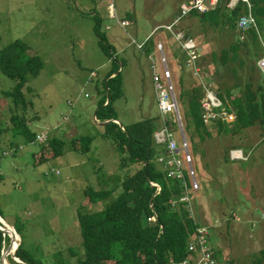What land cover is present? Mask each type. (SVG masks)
<instances>
[{"label":"rangeland","instance_id":"374dc122","mask_svg":"<svg viewBox=\"0 0 264 264\" xmlns=\"http://www.w3.org/2000/svg\"><path fill=\"white\" fill-rule=\"evenodd\" d=\"M186 1L189 0H0V47L19 39L38 53L44 63L40 73L29 78L30 91L26 92L33 106L28 116L34 117L29 126L37 134L36 141L25 143L23 138L15 137L23 149L16 154L6 149L0 159L3 174L0 214L5 219L0 217L10 225L8 231H2L15 239L10 251L19 236L15 238L11 234L15 226L28 248L41 247L36 255L47 263L49 259L56 264L59 251L67 255L68 246H75L82 253L78 208L100 210L119 190H112L111 195L91 204L85 195L86 188L111 189L118 178L135 170L134 164H121L112 139L104 134L103 122L95 120L96 99L101 97L104 78L110 70L120 71L123 79V96L113 104L121 128L122 124L127 126L157 117L159 124L157 121L153 135L168 139L164 133L166 127L159 120L156 96L159 88L153 79L157 73L163 82L162 68L172 70L174 60L182 59V54L174 36L158 26L172 21L179 13V6ZM121 20H128L130 24L120 26L117 21ZM96 21L100 30L97 33ZM179 29L190 31L183 32L196 39L193 48L197 50V57H189V61L182 59L179 70L175 74L172 70L173 96L182 125L177 124L178 129L169 121L167 125L178 143L186 140L188 149L180 145L179 157L190 153L196 179L190 180L185 171L183 175L172 174V168L158 160L167 149L157 157V163L168 176L178 177L180 184H186L185 188L181 186L182 193L176 195L177 200L181 199L177 201L178 206L184 207L188 216L196 217L193 218L195 226L204 229L206 236L211 235L207 240L213 247L212 252L227 261L220 258L219 264H250L256 258H262L264 264L261 255L264 252V131L259 120L236 129L234 115L225 112L210 121L203 118L205 126L196 129L190 120L189 104V90L194 87L201 96L210 99L218 97L215 88L223 83L248 86L254 91L259 83L263 85L264 69L259 60L264 54V24L253 28L262 48L256 62L252 63L242 47L239 54L247 61L246 65H240L237 60L221 67L213 56H220L222 48L235 41L236 36L240 41L246 40L249 30L239 31L236 22L233 35L232 30L201 23L193 13L182 17ZM99 34L115 55L111 56L110 49L100 43ZM147 37L151 38L146 41ZM158 38L165 45L167 61L160 60L155 50ZM142 42L147 44L151 55L146 56L138 47ZM157 47L162 48L161 44ZM214 68L220 71L215 73ZM13 83L0 74V89H8ZM204 83H210L211 89L208 86V91H204ZM238 90H232L234 95H239ZM186 118L190 120L189 129L184 125ZM1 120L7 122L8 115ZM110 120L113 121H105ZM220 120H225L233 130H223L216 122ZM50 136L68 141L63 153L35 163L32 154L40 149L39 141L45 142ZM86 138H90L88 149L76 150L74 147L86 143ZM182 161L185 166L183 158ZM159 191L158 188L155 194ZM1 223L4 226L0 219ZM7 246L1 251H6ZM198 248L196 245L195 249L188 250L197 253ZM12 254L5 256V264H12L9 260L13 259ZM183 261L188 260L185 258L180 264ZM195 262L194 257L191 263Z\"/></svg>","mask_w":264,"mask_h":264},{"label":"trees","instance_id":"16d2710c","mask_svg":"<svg viewBox=\"0 0 264 264\" xmlns=\"http://www.w3.org/2000/svg\"><path fill=\"white\" fill-rule=\"evenodd\" d=\"M227 1L221 0L208 12H193V14L201 23L232 30L234 35L237 19L247 9V5L238 1L233 9H229L226 6ZM250 4L257 26H261L264 24V0H250ZM94 30L96 33L100 31L99 21H96ZM186 37L189 36L186 35ZM99 40L101 44L107 46L101 34H99ZM260 46L256 31L250 29L246 40L240 41L236 36V40L222 48L220 56L214 55L213 60L220 67L237 60L241 62L240 65H246L247 61L240 58L239 54V50L243 47L254 64L262 50ZM108 48L110 49L109 45ZM110 54L113 56L115 52L110 49ZM43 66L44 63L39 54L32 52L30 47L19 39L0 47V74L14 82L10 88L0 89V159L5 155L6 149L15 153L22 148L23 145L19 144L15 137L23 138L25 143L36 141L37 134L29 126V122L34 121L32 120L34 117L28 116L33 106L26 92L30 91L27 86L29 78L37 76ZM230 70L233 71L234 67ZM115 71L117 72V70H110L107 73L104 78V93L102 92L101 97L96 99L95 115L102 122L108 119L117 120L113 104L117 98L123 96V79L120 71L117 73ZM219 71L214 68L215 73ZM262 81L264 85V78ZM263 85L259 83L255 91L248 86L233 87L226 83H223L221 87L217 85L215 92L222 104H220L221 107L211 110L221 115L225 112L233 114L235 118L233 126L236 129L248 127L255 120H259V125L264 131ZM235 88H240L239 95H234L235 92H232ZM201 95L195 87L189 90L190 120L196 129L205 126ZM6 115H8V121H2L1 117L4 118ZM190 120L186 118V124L184 120V125L188 129ZM157 121V117H148L127 126L122 124L123 129L120 123L111 120L104 124V134L112 139L119 152L121 164L124 166L134 164L135 170L118 178V182L111 189L86 188L85 195L91 204H96L111 195L112 190L117 188L119 190L117 194L115 193L113 200L107 202L100 210L89 211L83 206L78 208L77 218L82 237V253L77 247L68 246L67 255H62L59 251L56 264H180L185 258L189 262L193 261L194 252L188 250L187 242L191 238L199 240V232L195 231L197 229L195 221L187 215L186 209L179 204L176 210V205L172 203L176 195L182 193V187L185 188L186 184H180L178 181L180 179L177 177L168 176L157 163V157L166 149L164 145H159L154 140L153 132L158 126ZM216 122L223 130H233L227 127L225 120ZM169 124L175 125L178 129L175 121H169ZM47 138L46 142H39L40 149L32 154L35 163L60 156L68 142L57 136ZM90 138H86V143L82 145L78 143L77 146L75 140L80 143L81 140L73 139L76 146L74 148L81 149V152L86 151ZM179 145L182 144L179 143ZM45 149H48V152L45 153ZM2 178L3 174L0 173V180ZM158 187L160 191L155 194ZM153 213H156V218H149ZM0 216L4 218L1 214ZM13 228L21 240L16 249L7 254L13 253L11 255L13 259L9 258L12 264H53L51 260L48 259L47 263L36 255V250H40L41 247L28 248L21 232L15 226ZM9 242V237L3 234L0 228V255L2 247H6ZM213 255L217 260L214 253ZM261 255L264 256L263 251ZM250 264H263L262 258H256Z\"/></svg>","mask_w":264,"mask_h":264},{"label":"built area","instance_id":"2783aa9c","mask_svg":"<svg viewBox=\"0 0 264 264\" xmlns=\"http://www.w3.org/2000/svg\"><path fill=\"white\" fill-rule=\"evenodd\" d=\"M219 1L220 0H189V1H186L179 6V9H178L179 13L177 12L175 18L169 23L170 25L165 24V25L158 26V28H163L169 31L174 36L175 40L179 42V44L188 51L190 58L195 59L197 57V50H195L191 45L192 41L194 40L191 39L190 37H186L185 33L179 29V24L181 22V19L182 17L187 16L188 14H191L193 12H197V13L208 12L211 9L215 8L217 4L219 3ZM238 1H242L247 5V9L245 10L246 12H244V15L240 16L237 20L238 30L248 31L250 29H253L255 26H257V23L251 11L252 6L250 4V0H230L229 1L230 4L226 3L227 8L233 9ZM111 7H113V4L111 5ZM111 15L114 16V14H111ZM117 22H119L118 24L120 26H126V25L128 26L130 24L128 20H121ZM261 56L262 58L259 60V63L264 69V54L262 53ZM161 60L165 61V58L163 55L161 56ZM162 70L164 74V81L162 82L160 79V76L156 73L157 76H155V78L153 79L154 80L153 82H154V85L160 89L159 96L157 99V106L159 107V109L161 110L163 114V119H164L162 121L163 127H166L167 121L178 122L179 120H177V118L181 119V115H180V112H178L179 109L177 110L178 104H177L176 97L173 96L174 86L172 83V73H171V77L169 73V71L171 72V70L165 66L162 68ZM204 85L206 86V87H203L204 91H208L207 89L208 86H209V89H211L210 83H204ZM219 102H221L219 97L213 98L212 96L210 97L209 101L203 102L202 104L204 107L203 118L205 121H210V120H213L214 117L221 116V114H218L214 112L213 110H211V106H218ZM170 113L172 114V116L170 115ZM164 133L168 134L167 140L170 142V147L167 149L166 155L165 154L164 156L160 155L158 157V160L168 165L169 167H171L172 174H176V172H178L179 175H183V172L185 171L187 172L188 178L190 180L191 178L192 180L196 179L195 172L192 169L193 163H192V156L190 155V153L187 152L182 157L185 162V166H183L182 158L179 157L180 150L178 149V145H176L175 143L177 141L174 138V133L166 132L165 130H164ZM180 144L184 146L185 150L188 149V144L185 139H183L180 142ZM182 146L180 147L181 150H182ZM186 165H189V167ZM152 184L156 185L154 183ZM186 194L187 192L184 193V195ZM187 197H188V194H187ZM177 201H181V199L179 200H177V198L173 199V202H172L173 205L178 206ZM262 216H264V213L262 214ZM189 217L192 219L196 218L193 215ZM149 218L155 219L156 213H153ZM196 228H197L196 229L197 231L201 229L199 227H196ZM201 230L203 231L204 229H201ZM203 232L206 233V231H203ZM208 238H211V235L206 236L204 234L203 241H200V240L196 241L195 238L189 239L188 244H187L189 245L188 247L189 249L191 250L195 249L196 245H198L199 247L197 253H194L192 255L193 257L196 258V262L189 263L188 261H183L182 264H187V263L188 264H219L217 260L214 258V255L212 253V246H211V243L207 240Z\"/></svg>","mask_w":264,"mask_h":264},{"label":"bare ground","instance_id":"6f19581e","mask_svg":"<svg viewBox=\"0 0 264 264\" xmlns=\"http://www.w3.org/2000/svg\"><path fill=\"white\" fill-rule=\"evenodd\" d=\"M108 29V28H107ZM191 45H192V47H193V45H194V41H192V43H191ZM139 47H141L140 45H139ZM184 48V47H183ZM185 49V48H184ZM185 51H186V53H187V55H188V57H187V60H188V58L190 57L189 56V53H188V51L185 49ZM186 60V61H187ZM189 61V60H188ZM192 65H193V62H192ZM159 91H160V89H158V91H157V93H156V96H157V99H158V96H159ZM210 99H208V98H205L204 96H202V101H201V108H202V111L204 110V107H203V102L204 101H209ZM220 106V104L218 105V106H211V109H213V108H217V107H219ZM221 107V106H220ZM159 109V108H158ZM170 115H172L171 113H170ZM95 120H97L98 122H100V123H102V121L101 120H98L97 119V117H95ZM113 120V122H115V123H118L117 122V120L116 119H112ZM159 120L160 121H163L164 119H163V114H162V112H161V110L159 109ZM176 122V121H175ZM177 124H181L180 123V120L178 121V122H176ZM104 125V124H103ZM166 132H170V131H172V130H170V128L168 127V125L166 126V130H165ZM44 135V134H43ZM46 139V138H45ZM154 140H155V142L157 143V144H159V145H164L165 146V148L166 149H168L169 147H170V142L168 141V140H165V139H162V138H158V137H156L155 135H154ZM44 141V140H43ZM42 141V142H43ZM39 142H41V141H39ZM46 142V141H45ZM176 143V145H178V149L181 151V149H180V145H179V143L178 142H175ZM43 144V143H42ZM44 145V144H43ZM11 148V147H10ZM14 153V152H13ZM36 153V152H35ZM171 168V167H170ZM0 219L4 222V226H6V227H9L10 225L9 224H7L6 222H5V220H3L1 217H0ZM3 224V223H2ZM198 232H199V236H198V238H199V240L200 241H203L204 240V232L200 229V230H198ZM11 234H15V235H18V233L16 232V230L14 229L13 230V233H11ZM197 234V233H196ZM10 236V238H12V236L11 235H9ZM9 238V239H10ZM18 240H19V242H20V237L18 236ZM18 240H16V242L12 245V248H11V251L9 250V252L8 253H11V252H13L15 249H16V247H17V241ZM3 252H5V251H3ZM7 253V254H8ZM7 254H5V256L7 255ZM14 256V255H13ZM16 258V257H15ZM194 260V259H193ZM189 262V261H188ZM21 263V262H20ZM190 263V262H189ZM1 264V263H0ZM5 264V263H4Z\"/></svg>","mask_w":264,"mask_h":264},{"label":"crops","instance_id":"0c3cea01","mask_svg":"<svg viewBox=\"0 0 264 264\" xmlns=\"http://www.w3.org/2000/svg\"><path fill=\"white\" fill-rule=\"evenodd\" d=\"M168 25H170V24H168ZM184 31H186V30H184ZM186 32H190V31H186ZM193 36V35H192ZM194 37V36H193ZM193 37H191V39H193L194 41H196V39H194ZM148 38V37H147ZM151 37H149L148 39H150ZM157 44H161V47L162 48H158L157 47ZM139 45L141 46V47H139ZM138 47L140 48V49H142V51H144L145 52V54H146V56H148V55H151V53H149V48L147 47V44L144 42H142V43H139L138 44ZM180 48H181V54H182V59H184L185 61L187 60V57H188V55H187V53H186V51H185V49L182 47V46H180ZM155 50L158 52V55H159V59L161 60V56L163 55L164 56V58H165V61H167V55H166V52H165V45L163 44V41L160 39V38H158L157 39V41L155 42ZM185 56V57H184ZM182 59H180V58H177V62H175V60H174V58H173V60H174V68L176 67V70L174 69V68H172V70L174 71V74L177 72V70H179V66L182 64ZM162 68V67H161ZM171 70V69H170ZM184 70V69H183ZM180 81V80H179ZM157 115H158V113H157ZM162 124H163V122L162 121H160ZM158 124H159V121H158ZM24 157V156H23ZM20 159H22L21 157H20ZM39 250H36V252H38ZM220 254H221V252H220ZM221 257H217V261H219V262H221V259H220ZM223 260V259H222ZM224 261V260H223ZM218 262V263H219ZM225 263L227 262V261H224Z\"/></svg>","mask_w":264,"mask_h":264},{"label":"water","instance_id":"95a60500","mask_svg":"<svg viewBox=\"0 0 264 264\" xmlns=\"http://www.w3.org/2000/svg\"><path fill=\"white\" fill-rule=\"evenodd\" d=\"M94 115H95V113H94ZM109 121H105V122H103L102 124H106V123H108ZM3 231H8L9 230V228L8 227H5V226H3L2 225V223H1V227H0ZM14 236H15V234H14ZM15 238H16V236H15ZM19 239V238H18ZM17 239V240H18ZM15 241V239L12 237L11 238V240H10V242H9V244H8V246H7V250L5 251V252H3V251H1V255H0V263L1 264H4V261H5V254H7L8 252H9V248H10V246H11V243L12 242H14ZM17 245H19V242L17 241V243H16Z\"/></svg>","mask_w":264,"mask_h":264},{"label":"clouds","instance_id":"9594fccd","mask_svg":"<svg viewBox=\"0 0 264 264\" xmlns=\"http://www.w3.org/2000/svg\"><path fill=\"white\" fill-rule=\"evenodd\" d=\"M176 14H177V13H176ZM176 14H175V16H176ZM175 16H174V18H175ZM174 18H173V19H174ZM170 22H171V21H170ZM170 22H168V23H166V24H169ZM163 25H165V24H163ZM159 26H161V25H159ZM183 31H184V30H183ZM185 35H186V34H185ZM190 38H191V37H190ZM148 40H149V39H148ZM148 40H146V41H148ZM146 41H145V42H146ZM171 73H172V70H171ZM212 248H213V247H212ZM217 262H218V261H217Z\"/></svg>","mask_w":264,"mask_h":264}]
</instances>
